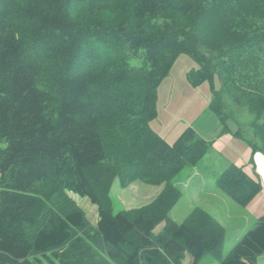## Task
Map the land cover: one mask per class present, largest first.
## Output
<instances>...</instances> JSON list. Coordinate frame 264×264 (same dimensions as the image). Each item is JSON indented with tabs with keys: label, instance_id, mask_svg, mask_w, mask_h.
I'll return each mask as SVG.
<instances>
[{
	"label": "trees",
	"instance_id": "obj_1",
	"mask_svg": "<svg viewBox=\"0 0 264 264\" xmlns=\"http://www.w3.org/2000/svg\"><path fill=\"white\" fill-rule=\"evenodd\" d=\"M181 54L198 65L193 86L219 72L254 115L249 147L264 156V0H0V264H183L186 253L193 264L207 254L257 264L264 215L225 257V230L208 213L169 218L180 193L168 181L209 146L189 128L169 145L150 127ZM210 109L220 111L216 92ZM115 179L164 189L113 214ZM215 185L241 207L261 191L234 164ZM69 192L97 207L95 227Z\"/></svg>",
	"mask_w": 264,
	"mask_h": 264
},
{
	"label": "rangeland",
	"instance_id": "obj_2",
	"mask_svg": "<svg viewBox=\"0 0 264 264\" xmlns=\"http://www.w3.org/2000/svg\"><path fill=\"white\" fill-rule=\"evenodd\" d=\"M142 63L141 53L129 58L131 66L140 67ZM197 67V63L186 54L176 58L168 76L156 89L157 116L150 122V127L169 145L175 143L188 128L209 144L205 156L195 167H185L168 181V184L180 193L178 201L169 213V218L181 223L194 209L210 212L213 216L215 209L219 208L222 211L224 209L220 225L225 230L221 247L222 257H225L237 240L254 227L256 220L250 219L246 213L247 208L244 209L245 207H241L216 188V179L230 164L236 165V161L247 149H250L247 162L253 161L252 170L256 173L252 172V175L261 185L258 195L264 196V170L260 163H254V157L261 154H252L249 147V142L253 138L251 123L255 119L254 115L243 106L236 105L231 96L221 89L222 78L219 72H215L211 83L204 82L193 86L188 80V73ZM214 92L219 96L220 114L210 109ZM220 119L223 120L224 125L221 124ZM237 132L239 135L236 134ZM5 147L6 142L0 141V148ZM163 189L164 185L154 186L142 181H136L122 188L115 179L109 193L112 212L116 214L144 207ZM68 196L84 212L92 227H95L98 220L97 207L87 197L72 192H69ZM162 226L163 223L158 225L155 232H159ZM263 259L264 257L259 258V264H264ZM183 264H193L191 256L187 253ZM197 264H217V261L207 254Z\"/></svg>",
	"mask_w": 264,
	"mask_h": 264
},
{
	"label": "crops",
	"instance_id": "obj_3",
	"mask_svg": "<svg viewBox=\"0 0 264 264\" xmlns=\"http://www.w3.org/2000/svg\"><path fill=\"white\" fill-rule=\"evenodd\" d=\"M226 138V137H225ZM250 155V149H247L242 157L237 160V166H242L245 173L250 176L252 179L255 180V177L254 175H252V172L255 174L256 172H254V170H252V164L247 162L248 160V156ZM247 162V163H246ZM257 162V163H260L263 170H264V158L262 157V155H256L254 157V163ZM256 167V166H255ZM254 167V168H255ZM261 174V173H260ZM264 175V173H263ZM247 208V215L250 217L251 220H257L259 217L263 216L264 215V196L263 195H258L248 206H246L244 209ZM223 211L225 212V210L223 209ZM222 210H220L219 208L215 209V212H214V216L211 215L210 212H208L216 221H218L219 224H222ZM218 218V220H217ZM179 224V223H178ZM239 240V239H238ZM237 240V241H238ZM261 257H264L261 256ZM260 257V258H261ZM264 260V259H263ZM257 264H259V259H258V262Z\"/></svg>",
	"mask_w": 264,
	"mask_h": 264
}]
</instances>
